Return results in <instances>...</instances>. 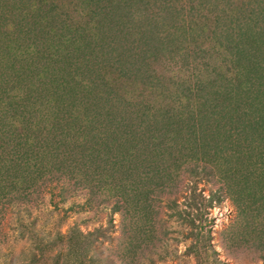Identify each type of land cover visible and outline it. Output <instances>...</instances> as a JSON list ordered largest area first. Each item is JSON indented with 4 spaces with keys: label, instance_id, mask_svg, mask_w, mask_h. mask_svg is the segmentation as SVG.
I'll return each mask as SVG.
<instances>
[{
    "label": "rangeland",
    "instance_id": "374dc122",
    "mask_svg": "<svg viewBox=\"0 0 264 264\" xmlns=\"http://www.w3.org/2000/svg\"><path fill=\"white\" fill-rule=\"evenodd\" d=\"M0 264H264V0H0Z\"/></svg>",
    "mask_w": 264,
    "mask_h": 264
},
{
    "label": "trees",
    "instance_id": "16d2710c",
    "mask_svg": "<svg viewBox=\"0 0 264 264\" xmlns=\"http://www.w3.org/2000/svg\"><path fill=\"white\" fill-rule=\"evenodd\" d=\"M118 8H119V7H118ZM118 8H117V9H118ZM116 17H117V13L114 15L113 18L115 19ZM104 18H105L106 20H108V18H112L111 15H110V12H108V15L105 14V17H104ZM118 18L120 19V17H118ZM118 18H117V19H118ZM117 19H115V20H117ZM199 86H201V84H200ZM226 111H227V110H226ZM229 112H230V111H227V113H229ZM227 113H226V114H227Z\"/></svg>",
    "mask_w": 264,
    "mask_h": 264
}]
</instances>
